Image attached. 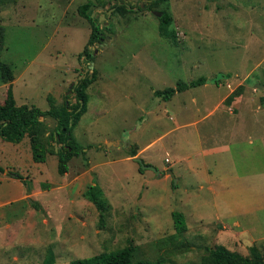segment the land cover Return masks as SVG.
Wrapping results in <instances>:
<instances>
[{"label": "rangeland", "instance_id": "1", "mask_svg": "<svg viewBox=\"0 0 264 264\" xmlns=\"http://www.w3.org/2000/svg\"><path fill=\"white\" fill-rule=\"evenodd\" d=\"M87 1L0 0V62L14 75L17 105L45 110L50 95L59 106L73 107L76 83L91 72L95 75L86 89V110L72 129L83 152L70 159L68 174L57 172L52 151L60 144L48 139V133L43 136L48 158L41 163L33 161L27 135L21 145L4 141L0 148L5 170L0 195L9 197L0 200V264H43L49 250L53 264H68L127 244L135 246L134 259L152 264H200L206 249L216 245L245 256L254 245L264 257V0H91L93 16L101 27H109L90 46L92 60L81 54L90 25L77 11ZM161 11L171 15L167 35L159 32L156 13ZM200 76L210 88L220 79V92L227 91L229 81L256 87L248 94H253L252 105L263 108L253 113L249 104L239 110L240 127L250 119L251 142L243 130L225 131L229 149L205 158L216 178L239 177L229 188L220 186L227 178L214 181L220 193L216 201L207 185L201 189L183 171L186 138L191 139L192 131L173 129L184 116L182 107H168L154 96V89ZM6 87L0 78V103ZM201 90L188 88L185 94ZM176 96L179 100L184 95ZM213 105L186 115L201 116ZM152 108L155 113L146 114ZM220 114L219 109L213 116ZM43 120L49 131L56 126L50 116ZM223 125L231 129L232 123ZM136 141H154L142 156L157 169L170 164L166 157L171 163L180 160L172 165L180 176L178 184L164 170L161 175L139 170L133 159L139 157ZM11 170L22 174L25 185L9 176ZM17 182L24 187L22 193ZM90 185L97 186L106 202L102 221L84 195ZM173 211L183 214L188 227L177 237ZM217 225H227L234 235L220 233Z\"/></svg>", "mask_w": 264, "mask_h": 264}, {"label": "trees", "instance_id": "2", "mask_svg": "<svg viewBox=\"0 0 264 264\" xmlns=\"http://www.w3.org/2000/svg\"><path fill=\"white\" fill-rule=\"evenodd\" d=\"M158 1L160 0H153V2ZM94 6L93 1L89 0L80 4L77 8L79 15L84 17L90 25V34L81 53L86 60L93 59V50L90 46L102 39L104 29H109L107 26L101 27L97 18L92 15ZM170 21V13L161 11L159 16L160 34H169L165 28L169 25ZM171 35H173V31H171ZM3 38L4 31L2 26H0V50L3 47ZM0 78L3 83L7 84L5 98L0 103V138L5 141L18 143L27 135L29 137L33 161L43 162L48 151L43 136L48 133V139L60 144L58 149L52 151V153H55L57 156V172L60 175L65 174L68 171L69 160L83 152V148L76 142L72 134V129L81 114L86 110V102L88 99L86 89L95 80L94 72H91V75H85V77L76 83L73 91L77 102L73 107H70L68 104L61 106L54 105L52 98L49 97L48 101L50 102V106L47 110H42L35 105L16 104L12 87L14 75L7 63L0 62ZM205 81L206 78L204 76H200L189 82L178 81L174 87L155 90L154 96L168 100L175 92L203 84ZM219 82L220 79H215V83L218 84ZM45 115H49L56 120V126L52 131H49L48 126L41 120V117ZM135 154L134 149L129 150L130 156H134ZM85 165L87 166L88 163ZM139 170H143L141 166H139ZM4 171V168L0 165V173ZM8 174L25 185V179L18 171L11 170L8 171ZM84 195L100 212V221H102L106 209V202L102 199L97 186L90 185L84 192ZM171 216L175 229L173 237L181 236L186 231L183 214L179 211H173ZM206 250L207 253L201 258L200 264H264V257L255 246L250 248V255L248 256L230 251L222 245H216L213 248L209 247ZM134 251L135 246L133 244H127L121 248L102 251L89 257L72 259L68 264H152L147 260L134 259ZM53 263V252L49 250L43 264Z\"/></svg>", "mask_w": 264, "mask_h": 264}, {"label": "crops", "instance_id": "3", "mask_svg": "<svg viewBox=\"0 0 264 264\" xmlns=\"http://www.w3.org/2000/svg\"><path fill=\"white\" fill-rule=\"evenodd\" d=\"M190 80H193V79H190ZM237 80H238V78H237ZM189 81H186V82H189ZM222 85H224V84L222 82H219L218 84L216 83V86H213L214 88H210V87H212V84L204 82L203 84L197 85L198 87H202V90L196 94H191L190 96H188L187 94H185L188 89H185L184 91L175 92L168 100L163 101L164 103H168V107L173 106L175 103L182 107L184 116H182V118H179V121L174 124L173 129L185 128V131H187L188 128H191V131H192L191 132V139H189L188 137L186 138L188 145L186 146L187 148L185 150V155L182 158L184 160L183 171L189 173V175L191 177V178H189L190 180H193L195 182L199 181L198 184H199V187L201 189L203 188V185H207V188L214 195V201L217 200L215 197L220 195L219 191L213 186L215 180L223 181V180H226V178L229 179L227 183L220 185L221 187L229 188L230 186L234 185L233 183H231L232 179L236 180V179H239V177L237 175L228 177L225 174H223L222 176H219L218 178H216V176L213 175L212 166L209 165L208 163H206L204 160L207 156H209L210 154H212L216 151H217V153H220L222 150L229 149V146L224 143L225 142V138H224L225 131L232 134L233 131L238 133V132H240V130H243L244 134L248 135L249 142H251V140H252L251 139V131L252 130H251V127L249 124L250 119L248 121H245L246 123L242 124V126L240 127L239 122H238V120H239L238 113H239V110L243 106L249 107V104L252 105L255 102L253 94H250V93L248 94V91H252V93H255L257 90L256 87H253L252 89H250L249 86H247L242 81L240 82V80H238L235 83H233V82L231 83L230 81L227 82L226 83L227 91L220 92L219 89H220V86H222ZM197 86H194V87L196 88ZM194 87H191V89ZM154 90H157V89H154ZM158 90H161V89H158ZM177 94H179L180 96H182V95H184V96L179 98V100H177V98H176V97H178V96H176ZM49 97L52 98L50 95H48V96H46L47 100ZM244 97L245 98L247 97L248 100L245 101ZM55 99L53 100V98H52L53 104L59 106L56 103L57 100L55 101ZM263 101H264V99H263ZM48 103H49L48 104V108H49L50 102L48 101ZM208 104H214V105L212 107L204 109L205 112L201 116H198V115H196V117L187 116L188 115L187 111H189V110H191V112L195 111L194 113L197 114V113H200L203 105H208ZM160 105H162V104H160ZM47 109H45V110H47ZM219 109H220V111H222V114H220L219 117H217L218 115L213 116V114L216 111H218ZM243 109H244V107H243ZM249 109L253 113H258V111L263 109V108L261 106H259V104H258V105H252L251 107H249ZM151 112H154L153 108L146 111V114L151 113ZM225 113H226V115H225ZM46 116H49V115H45V116L41 117V120H43L44 117H46ZM218 119H224L225 121L219 124ZM225 122L232 123L231 129H229V126L226 127L225 125H223V123H225ZM233 122H236V123H233ZM4 141L5 140L0 138V148H2V149L4 147ZM23 141H24V139H22L20 142L16 143L15 145H17V146L21 145V143ZM153 142L154 141H151V142L145 143L143 145L139 144L137 142L138 143L137 145L139 146L138 151H137L139 158H141V160H143V162H145V164H148V165H150L152 163L146 162V160L142 156V154H145V152L148 151V149L150 148V146L152 145ZM30 150H31V148H30ZM55 150H57V149H55ZM31 157H32V154H31ZM46 158H48V157L45 156V160H46ZM198 158H200L201 160H198ZM165 159H164V162L166 163V162L170 161V164L166 165L165 167L160 168L158 170L161 172H162V170H164V172H165L166 170L170 169L172 172V175H175L177 177V179L175 181H176V184H178V182L180 181V176L177 175L176 169H173L172 165L175 164L176 161L179 162L180 160L176 159L175 161H173V163H171L170 159L167 158L168 161H165ZM68 170H69V165H68ZM39 172H41V171H39ZM68 172L69 171H67L65 173V175L68 174ZM161 174H163V172ZM164 174L169 175L167 173H164ZM186 177H188L187 173H186ZM12 179H14V178L12 177ZM1 181H4V179L2 178V174L0 173V182ZM20 183L17 182L19 189H21L20 192L22 193L24 191V187L22 185H20ZM235 185H236V183H235ZM230 191H232V190H229V192ZM8 198L9 197H4L3 195H0L1 201L7 200ZM237 224L238 223L235 222V225H237ZM216 229L219 230L220 233L228 232V233H231L234 235V233L229 232L227 230V225H217ZM174 231H175V229H174ZM186 231H188L187 226H186Z\"/></svg>", "mask_w": 264, "mask_h": 264}, {"label": "water", "instance_id": "4", "mask_svg": "<svg viewBox=\"0 0 264 264\" xmlns=\"http://www.w3.org/2000/svg\"><path fill=\"white\" fill-rule=\"evenodd\" d=\"M156 14H157V16H159L161 13H156ZM92 15H93V13H92ZM100 20H101V19L99 18V21H100ZM104 24L106 25V24H107V21H105ZM104 32H106V30H105ZM115 143H119V140H116V141H110V142H108L107 145L115 144ZM133 159H134L135 161H137V162L140 164V166H141L142 169H150V170L156 172L158 175H161V173H162L161 171H159V170H158L156 167H154L153 165L145 164V163L141 160V158H139V157H133ZM165 172H166V173H169V174H172V172H171L170 169L166 170ZM28 200H30V199H28ZM30 201H31V200H30Z\"/></svg>", "mask_w": 264, "mask_h": 264}, {"label": "built area", "instance_id": "5", "mask_svg": "<svg viewBox=\"0 0 264 264\" xmlns=\"http://www.w3.org/2000/svg\"><path fill=\"white\" fill-rule=\"evenodd\" d=\"M165 161H168V159L166 158Z\"/></svg>", "mask_w": 264, "mask_h": 264}]
</instances>
